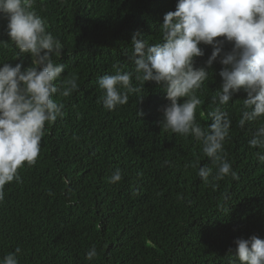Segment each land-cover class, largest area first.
<instances>
[{
	"label": "trees",
	"instance_id": "16d2710c",
	"mask_svg": "<svg viewBox=\"0 0 264 264\" xmlns=\"http://www.w3.org/2000/svg\"><path fill=\"white\" fill-rule=\"evenodd\" d=\"M177 0H35L33 9L46 30L63 45L61 79L75 76L79 90L55 95L62 118L45 125L35 165L19 169L20 183L5 185L0 202V259L17 247L19 264H230L234 241L252 235L264 239V163L249 140L264 117L238 124L246 93L226 107L232 125L224 152L233 171L206 185L202 166L218 169L191 136L162 128L169 103L155 82L136 80L132 36L161 42L164 15ZM0 15V64H32L30 54L17 59ZM219 39V38H218ZM204 66L213 51L201 45ZM231 45L225 44L224 50ZM222 65L215 61L197 95L196 119L211 123ZM133 73L138 89L128 102L109 111L98 81L117 72ZM185 98L180 99L183 103ZM142 112V115H137ZM165 161L168 163L166 164ZM121 181L109 183L116 169ZM96 247L91 260L87 251Z\"/></svg>",
	"mask_w": 264,
	"mask_h": 264
},
{
	"label": "clouds",
	"instance_id": "9594fccd",
	"mask_svg": "<svg viewBox=\"0 0 264 264\" xmlns=\"http://www.w3.org/2000/svg\"><path fill=\"white\" fill-rule=\"evenodd\" d=\"M34 3L0 0V15L8 21L10 42L19 50L15 59L24 53L32 58L31 66L23 70L21 63L0 64V202L5 197V185L22 182L19 169L25 162L29 167L36 164L45 125L63 117L64 105L53 97H69L79 90L75 76L61 79L65 65L53 57H61L63 45L46 30L47 22L37 15ZM160 31L161 42L155 44L138 39L142 35L138 31L132 36L130 59L136 80L155 82L165 92L169 103L163 108L162 128L185 138L191 136L217 167L215 173L212 167L199 168L197 174L204 184L215 188L213 182L225 176L238 179L223 147L232 125L225 109L243 90L246 98L239 126L264 117V0H177L175 11L164 15ZM225 44L231 45L230 50H224ZM201 45H210L213 51L204 66L195 67V59L204 56ZM217 60L222 65V83L211 97L216 107L209 113V127L204 129L196 119L202 103L197 92L209 80ZM132 77L131 72L118 71L99 79L105 109L115 110L128 102L129 93L138 91ZM181 98H185L183 103L179 102ZM248 143L264 149V125L256 129ZM256 156L264 163V153L257 152ZM121 179L117 168L108 182ZM234 243L235 251L229 249V253L235 260L230 264H264V239L252 235ZM20 252L17 247L0 259V264H19ZM86 255L89 260L95 257L96 247L93 245Z\"/></svg>",
	"mask_w": 264,
	"mask_h": 264
}]
</instances>
